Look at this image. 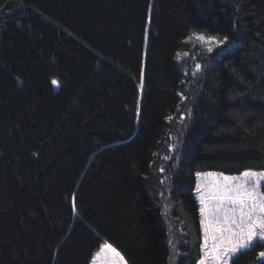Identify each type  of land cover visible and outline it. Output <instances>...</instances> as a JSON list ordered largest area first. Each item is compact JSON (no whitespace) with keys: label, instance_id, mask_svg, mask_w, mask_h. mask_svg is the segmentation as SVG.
<instances>
[{"label":"trees","instance_id":"16d2710c","mask_svg":"<svg viewBox=\"0 0 264 264\" xmlns=\"http://www.w3.org/2000/svg\"><path fill=\"white\" fill-rule=\"evenodd\" d=\"M246 171L264 0H0V264H198L196 174Z\"/></svg>","mask_w":264,"mask_h":264},{"label":"snow or ice","instance_id":"6c2138e0","mask_svg":"<svg viewBox=\"0 0 264 264\" xmlns=\"http://www.w3.org/2000/svg\"><path fill=\"white\" fill-rule=\"evenodd\" d=\"M193 37L201 41L206 39L203 34L195 32L188 39L190 40ZM214 39V37H207L208 41ZM225 39L227 38L225 37ZM209 51H211V48H209ZM51 83L58 85L59 82L53 79ZM168 119H171V117ZM243 177V183L238 184L235 188L226 186L228 193L235 192L234 196H227V199L233 204V207L229 210L231 214L221 216L214 206L209 211V215L206 216L207 222L202 221L205 232L211 231L212 233L214 241L213 258L216 260H221L229 254H235L241 249L250 247L257 238L264 241V196H260L256 192L259 180L264 178V174L245 172ZM227 179L225 177L226 181ZM250 181L252 182V190L244 187ZM223 198L221 197V199ZM205 210H207V205H205ZM237 211L239 216L236 215ZM233 237H238V242L233 243ZM108 247L111 248V245H108ZM112 251L116 252L115 249H112ZM116 255H119V253H116ZM260 256L264 257V252H261ZM122 259L123 257H121ZM201 264H205V262L202 260Z\"/></svg>","mask_w":264,"mask_h":264},{"label":"rangeland","instance_id":"374dc122","mask_svg":"<svg viewBox=\"0 0 264 264\" xmlns=\"http://www.w3.org/2000/svg\"><path fill=\"white\" fill-rule=\"evenodd\" d=\"M204 41L199 39L193 38L194 41L193 45L197 48L209 49L213 48L215 44L219 41L218 39H214L212 41H208L207 37ZM246 172H253L257 174H264V171H246ZM245 173V172H244ZM243 173V174H244ZM243 174L229 176L215 172H207V173H197L196 174V188H195V198L198 202L199 211H200V223L202 228L203 234V244H202V259L198 264H201L203 260L205 264H231V261L240 253L248 248H250L256 241H261L257 238L253 244L245 249H241L235 254H229L227 257H224L221 260H216L213 258V247L214 241L212 239V233L209 231L208 233L205 232V227L202 221H206V216L209 215V211L213 209L215 206L217 208L218 214L223 216L225 214H231L230 209L233 207V204L230 200L227 199L228 195H235V192L228 193L226 191V186L235 188L238 184L243 183L244 177ZM227 177V181L225 180ZM264 184V178L259 180V186L256 189V192L260 196H264L261 187ZM244 187L248 190H252V182L250 181L248 184H245ZM221 197H224L221 199ZM203 201V202H202ZM205 205H207V210H205ZM239 216V212L236 213ZM238 237H233V243L238 242ZM264 243V241H261ZM218 243V241H217ZM109 243H104L98 252L93 257L92 264H127L126 260L122 256V254L116 250L113 246L111 248L108 247ZM112 249H115L116 252L114 253ZM119 253V255H116ZM121 257L123 259L121 260ZM263 258V257H260Z\"/></svg>","mask_w":264,"mask_h":264}]
</instances>
